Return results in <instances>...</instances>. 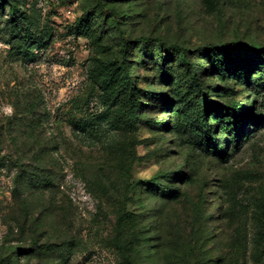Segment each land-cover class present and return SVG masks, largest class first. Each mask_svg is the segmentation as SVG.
Here are the masks:
<instances>
[{
	"label": "rangeland",
	"instance_id": "obj_1",
	"mask_svg": "<svg viewBox=\"0 0 264 264\" xmlns=\"http://www.w3.org/2000/svg\"><path fill=\"white\" fill-rule=\"evenodd\" d=\"M7 1L0 264H264V120L243 119L238 145L215 115L264 117V69L246 56L264 49V0ZM90 65L125 68L137 120L120 119V74L96 85ZM201 102L218 106L208 150Z\"/></svg>",
	"mask_w": 264,
	"mask_h": 264
},
{
	"label": "trees",
	"instance_id": "obj_2",
	"mask_svg": "<svg viewBox=\"0 0 264 264\" xmlns=\"http://www.w3.org/2000/svg\"><path fill=\"white\" fill-rule=\"evenodd\" d=\"M3 2H7V0H2ZM249 50L253 51V54L247 53L246 56L252 57L255 62L258 63L259 68L264 69V49H260L259 46H252L249 48ZM227 55L226 57H228ZM225 57V58H226ZM239 57L236 55V58ZM217 60L214 62V67L212 68V71H218L221 73L225 64L224 60H219V58H216ZM242 59V58H240ZM180 62L184 67H187L190 71L193 70V76L191 77V84L193 88V93L196 94L195 100L201 101L202 100V87L204 86L201 84L194 75V68L190 64L189 59L184 56V54H181ZM252 69V61L246 62L244 64V70L248 71ZM110 71L114 74L118 73L120 74L121 79V93H122V108L120 110V119L125 125H128L129 123H133L138 118L139 113V101H136L134 99V89L129 84V80L126 77V71L124 67H117V66H94L90 65L87 68V78L90 82L93 84H99L101 78L103 77L104 73ZM200 72H203V68H199ZM264 82V80H263ZM264 87V84H263ZM210 89V88H209ZM204 107L201 109H198L197 111V123L199 127V131L197 133L198 139L201 141L202 146H206V149H210V145L213 144V132L211 129L210 124L208 123V119L205 117L207 111L209 108H212L215 105L214 103L210 105V107H205L204 102H201ZM251 106L254 104L253 100H250ZM218 107V106H217ZM216 108V107H215ZM219 112H215V115L217 118H219L222 122L225 123L226 127L230 130V132L233 134V140L235 143L239 145L240 140L245 137V130H244V123H242V120L244 119L245 122L251 125L259 126L263 123L264 117H259L257 120V123H254V120L256 116L254 115V105L252 108L248 109L243 105H237V104H228L223 107L219 106ZM152 123V122H151ZM156 127H159V124H153ZM207 149V150H208ZM225 146L222 147V150H219V148L215 145L214 146V153L218 154L219 152H225ZM143 184H147L150 187H153L154 181H146L142 182ZM152 185V186H151ZM156 193L161 194L164 193L162 189L159 187H156ZM172 195V193L170 194ZM169 195V196H170Z\"/></svg>",
	"mask_w": 264,
	"mask_h": 264
}]
</instances>
